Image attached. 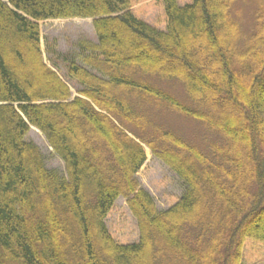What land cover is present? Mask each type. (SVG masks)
<instances>
[{"label":"trees","instance_id":"obj_1","mask_svg":"<svg viewBox=\"0 0 264 264\" xmlns=\"http://www.w3.org/2000/svg\"><path fill=\"white\" fill-rule=\"evenodd\" d=\"M162 4L165 30L130 0H0V264H241L245 239L264 243V0ZM68 19L95 42H46L48 66L38 23ZM144 147L182 184L165 210L136 178ZM120 197L134 243L106 225Z\"/></svg>","mask_w":264,"mask_h":264},{"label":"rangeland","instance_id":"obj_2","mask_svg":"<svg viewBox=\"0 0 264 264\" xmlns=\"http://www.w3.org/2000/svg\"><path fill=\"white\" fill-rule=\"evenodd\" d=\"M179 5L190 3L191 0H176ZM130 6L134 15L149 25L165 30L166 17L162 0H130ZM41 49L44 62L50 66L47 56L46 42L52 45L58 52L69 53L76 51V43L82 39L95 42V33L91 19L49 20L38 23ZM64 77L62 67L58 70ZM73 96H76L75 87L71 86ZM167 125L185 137H198L201 130L199 125L183 117L169 116ZM26 140L33 142L44 157L45 165L65 175L62 161L49 147L43 134L30 127ZM146 162L136 175L139 185L154 199L159 210H165L176 203L183 187L181 182L151 151L144 147ZM106 225L111 237L119 244L134 243L138 240V228L132 216L126 199L120 197L109 212ZM241 264H264V243L252 239H245L241 250Z\"/></svg>","mask_w":264,"mask_h":264}]
</instances>
